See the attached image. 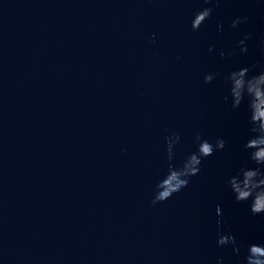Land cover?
Instances as JSON below:
<instances>
[{
  "label": "water",
  "instance_id": "water-1",
  "mask_svg": "<svg viewBox=\"0 0 264 264\" xmlns=\"http://www.w3.org/2000/svg\"><path fill=\"white\" fill-rule=\"evenodd\" d=\"M243 67L264 69V0H0V264H245L264 214L228 186L254 166L225 100ZM173 133L178 166L197 133L226 145L152 205Z\"/></svg>",
  "mask_w": 264,
  "mask_h": 264
},
{
  "label": "clouds",
  "instance_id": "clouds-1",
  "mask_svg": "<svg viewBox=\"0 0 264 264\" xmlns=\"http://www.w3.org/2000/svg\"><path fill=\"white\" fill-rule=\"evenodd\" d=\"M211 2L212 0H205V3ZM212 11L211 7H205L194 14L193 31L200 29L201 25L211 17ZM247 21L248 17H237L232 21L231 26L236 28L242 23H247ZM249 39H251V34H246L244 39L239 42L242 52L247 51L246 41ZM152 42H155V37L152 38ZM214 50V46L209 48L210 52ZM251 73V68L243 67L224 77L229 89V96H226L225 100L227 101L231 97V107L237 109L241 104L247 103L250 113L248 123L251 135L246 140L244 149L254 165L241 167L235 175L229 178L228 186L238 203L251 201V213L261 215L264 214V69L256 74ZM218 75L219 73L207 74L204 78L205 83H211ZM180 139L179 133H173L166 138L168 170L156 185V192L151 201L152 205L165 202L186 188L191 177L200 173L204 158L212 156L217 150H223L226 145L223 138H218L213 143L197 133L195 137L196 151L188 155L178 166L174 161L175 148ZM216 211L217 215L221 217L217 221L218 226H220L224 223L223 211L219 205H217ZM218 243L220 245H232L234 251L239 255L240 247L237 245L235 236L231 234L221 235ZM245 264H264V244L253 243L248 246Z\"/></svg>",
  "mask_w": 264,
  "mask_h": 264
}]
</instances>
